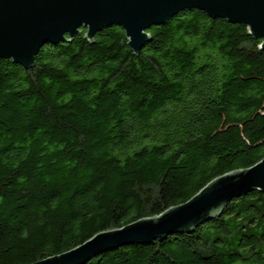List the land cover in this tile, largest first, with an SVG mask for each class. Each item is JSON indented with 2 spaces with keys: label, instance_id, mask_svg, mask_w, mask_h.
<instances>
[{
  "label": "trees",
  "instance_id": "1",
  "mask_svg": "<svg viewBox=\"0 0 264 264\" xmlns=\"http://www.w3.org/2000/svg\"><path fill=\"white\" fill-rule=\"evenodd\" d=\"M85 33L44 46L29 69L0 60V264L62 254L264 158V115L253 118L264 103V50L246 28L184 10L151 27L138 55L119 27L92 42ZM225 121L240 126L225 130ZM168 165L188 176L176 195L163 189ZM9 201L16 207L2 214ZM65 205L83 217L57 234L53 214ZM1 225L9 242L17 233L40 242L8 258ZM84 264H264V194L233 199L190 232Z\"/></svg>",
  "mask_w": 264,
  "mask_h": 264
},
{
  "label": "water",
  "instance_id": "2",
  "mask_svg": "<svg viewBox=\"0 0 264 264\" xmlns=\"http://www.w3.org/2000/svg\"><path fill=\"white\" fill-rule=\"evenodd\" d=\"M192 9L246 28L264 50V0H0V60L29 69L44 46L71 42L81 29L92 42L96 33L112 26L124 31L129 49L138 55L150 40L151 27ZM252 191L264 194V158L214 178L185 203L159 215L99 232L69 251L31 264H84L121 246L190 232Z\"/></svg>",
  "mask_w": 264,
  "mask_h": 264
},
{
  "label": "rangeland",
  "instance_id": "3",
  "mask_svg": "<svg viewBox=\"0 0 264 264\" xmlns=\"http://www.w3.org/2000/svg\"><path fill=\"white\" fill-rule=\"evenodd\" d=\"M264 115V103L262 105L261 110L253 115V118H259L260 116ZM224 129L225 130H232L239 128L240 124L235 122H224ZM167 170V180L163 185V189L167 194L176 195L182 191V187L185 184L186 179L188 178L187 174L184 173L180 175L178 170L173 168L171 165L166 167ZM29 186L41 188V183L38 180H30ZM16 207L15 201H9L5 204L4 208L2 209V214L6 213L8 210L13 209ZM53 217L56 222V229L55 232L57 234L61 233L64 229V225L71 219H81L83 217L82 214L70 213V209L67 205H65L61 210L57 213L53 214ZM22 216L18 215L17 219L20 221ZM3 218H1L2 224ZM1 225V245H2V252L4 255L8 256V258L12 257H19L21 255L30 253L32 249L40 242V239H30V240H22L19 238L18 233L14 235L13 241L9 242L6 238V232Z\"/></svg>",
  "mask_w": 264,
  "mask_h": 264
}]
</instances>
